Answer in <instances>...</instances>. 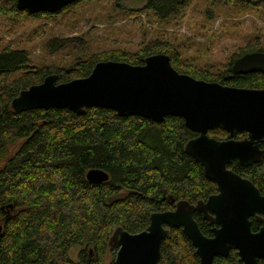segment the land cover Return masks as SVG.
<instances>
[{"label": "trees", "instance_id": "trees-1", "mask_svg": "<svg viewBox=\"0 0 264 264\" xmlns=\"http://www.w3.org/2000/svg\"><path fill=\"white\" fill-rule=\"evenodd\" d=\"M195 1L144 0L135 8L123 6L120 0H78L54 13H29L17 9L15 0H0L2 30L12 32L24 19L34 18L40 21L37 31L46 32L44 59L38 64L32 62L28 47L0 43V264H116L117 246L110 243V235L117 225L139 232L148 226L151 212L173 209L178 200H205L216 192V184L204 175L201 164L184 151L196 133L180 116L154 122L141 116H118L101 106L89 107L81 115L67 108L16 112L10 107L21 89L41 82L47 74L55 73L57 82H63L87 76L100 60L142 64L153 53L167 54L177 71L194 78L264 88L263 71L230 73L237 57L264 50L262 32L245 34L243 38L251 42L228 53L220 68L190 54L201 51L195 49L197 36L213 35L211 45L220 36L221 30L213 27L218 17L228 22L226 16L251 8L264 21V0H203L201 25L194 27L193 36L181 34L177 43L163 35L146 37L143 32L144 39L135 46H109L114 38L106 31L99 36L91 31L83 37L65 36L47 26L56 20L66 28L84 14L79 11L82 7L91 9L96 4L95 16L105 11L106 18L115 22L133 24L145 13L166 25L180 26ZM79 3L82 6L77 7ZM207 47L203 50L208 51ZM208 135L222 140L228 132L214 127ZM244 135L241 131L235 137ZM228 167L264 194V156L247 166L232 160ZM90 168L105 171L108 179L88 181ZM194 219L204 235H212L213 225L199 212ZM250 226L256 231L260 223L251 218ZM75 246L73 259L70 251ZM237 257L231 248L226 257L216 256L213 264H236ZM159 262L199 264L195 248L180 227L170 229L161 241ZM257 264H264V258Z\"/></svg>", "mask_w": 264, "mask_h": 264}, {"label": "water", "instance_id": "water-1", "mask_svg": "<svg viewBox=\"0 0 264 264\" xmlns=\"http://www.w3.org/2000/svg\"><path fill=\"white\" fill-rule=\"evenodd\" d=\"M78 0H15L16 8L29 13H54ZM264 72V50L237 57L230 73ZM105 107L118 116H141L161 122L168 115L180 116L196 135L184 145L216 184L205 200H178L173 209L153 211L146 229L131 233L117 225L110 243L117 246L116 264H160V244L170 229L180 227L195 248L199 264H213L216 256L237 251L236 264H257L264 258V194L248 178L228 167L232 160L242 166L264 156V88H247L206 81L177 71L165 53H153L142 64L118 60L97 61L90 73L57 82L55 73L21 89L10 101L16 112L42 108H67L81 115L89 107ZM221 127L226 139L208 135ZM245 132L236 138L238 132ZM88 181L108 179L99 168L86 172ZM170 202H174L173 199ZM199 211L211 223V236L204 235L194 219ZM251 218L259 221L251 230ZM2 224L0 223V232Z\"/></svg>", "mask_w": 264, "mask_h": 264}, {"label": "rangeland", "instance_id": "rangeland-1", "mask_svg": "<svg viewBox=\"0 0 264 264\" xmlns=\"http://www.w3.org/2000/svg\"><path fill=\"white\" fill-rule=\"evenodd\" d=\"M143 2L144 0H120L123 6L135 8L141 6ZM80 4L81 3H79L77 7L82 6ZM98 7L97 4L91 9L82 7L79 11H84V14L78 21L66 28H62L56 20L55 23L49 21L47 26H54L55 30H60L65 36L83 37L86 31H91L92 34L99 36V34H103V32L106 31L114 38H112V43H108L109 46H135L144 39L143 32L147 33L146 37L163 35L170 41L177 43L181 41V34L185 37L193 36L194 27H199V25H201V13L204 4L203 0H196L187 11V15L180 26L166 25L163 21L157 20L151 16H146L145 13L135 18L133 24L130 23V20H116L115 22L112 18H106L107 15L105 11L101 12V15L95 16V11L98 10ZM226 18L233 23L231 21L224 22V19L220 17L215 19L213 27L214 29L221 30V34L215 39L212 45L209 43L213 35H209L208 38L207 35L197 36L195 40L199 45H196L195 49L201 51H190L192 56L200 55L203 62L211 64L213 68H220L226 62L225 59L227 54L232 50H236L239 47L245 46L248 42H251V38H243L245 34L249 37L259 32L264 34V21L261 16L251 8L246 9L245 12L238 16H231V18L230 16H226ZM39 22L38 19L34 18L24 19L17 28L11 30L12 32H6L0 28V43L9 46L21 45L28 47L30 49L32 62L38 64L44 59L42 43L46 38V32L40 34L37 31ZM233 25H235V27H233ZM37 26L38 28H36ZM114 28L117 29V32H114ZM205 44L209 45V47H207L209 49L208 51L203 50ZM56 53L60 54V51ZM197 60L200 61V59ZM77 249L78 247L75 246L70 251V255L73 259L76 257Z\"/></svg>", "mask_w": 264, "mask_h": 264}, {"label": "flooded vegetation", "instance_id": "flooded-vegetation-1", "mask_svg": "<svg viewBox=\"0 0 264 264\" xmlns=\"http://www.w3.org/2000/svg\"><path fill=\"white\" fill-rule=\"evenodd\" d=\"M196 212H199V211H196ZM200 213V212H199ZM202 215V213H200ZM203 217V216H202ZM204 219V218H203Z\"/></svg>", "mask_w": 264, "mask_h": 264}]
</instances>
